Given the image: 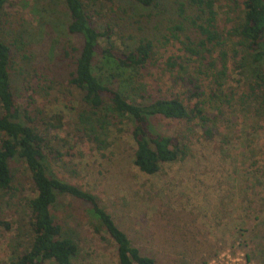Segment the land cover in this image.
<instances>
[{"label": "trees", "instance_id": "obj_1", "mask_svg": "<svg viewBox=\"0 0 264 264\" xmlns=\"http://www.w3.org/2000/svg\"><path fill=\"white\" fill-rule=\"evenodd\" d=\"M10 1L0 0V206L5 200L10 209L0 215V227L15 233L16 246L9 247L3 264H72L79 255L78 245L54 213L63 200L88 206L89 217L96 222L92 229L113 242L117 264H155L131 244L97 196L52 173L51 161L60 162L62 155L51 145L50 135L62 127V116L50 113V118L36 119L41 113L36 97L48 87L42 69L31 68V79L24 83V105L15 94L13 77L27 69L31 59L23 38L12 39L8 33L22 21L16 11L5 10ZM120 1L40 0L47 10L62 6L68 35L80 39L78 46L61 49L57 61H65L66 85L77 93L76 103L82 108L79 122L87 113L92 117L87 128L91 141L99 145L102 141L95 133L129 123L133 165L152 176L162 164L183 160L193 139H213L214 132L203 129L209 118L201 108L203 94L198 87L187 103L148 94L140 80L159 63L163 72L178 73L188 62L199 64L209 79L211 95L225 104L246 107L252 118L264 120V0H177L176 16L159 39L143 32L139 19L150 16L138 8H161L163 0H127L134 7ZM171 42L180 45L182 54L158 56L157 51ZM229 66L239 75L247 74L244 84L223 87ZM159 118L186 126L165 135L153 124ZM26 185L31 197L25 196Z\"/></svg>", "mask_w": 264, "mask_h": 264}, {"label": "rangeland", "instance_id": "obj_2", "mask_svg": "<svg viewBox=\"0 0 264 264\" xmlns=\"http://www.w3.org/2000/svg\"><path fill=\"white\" fill-rule=\"evenodd\" d=\"M120 4L137 6L127 0ZM178 4L163 0L161 8H138L150 16L139 19L143 32L161 38ZM5 10L16 11L22 19L8 33L12 39L21 36L30 52L27 69L13 77L20 104L27 97L24 83L31 79L32 67L44 70L46 80L53 82H45L48 87L39 90L36 106L41 113L36 119L50 118V113L62 116V127L50 135L51 145L62 155L60 162L50 165L57 178L97 196L131 244L155 264H264V120L252 118L246 107L225 104L211 95L209 79L199 64L188 62L184 72L178 73L163 72L159 63L140 80L148 94L187 103L198 87L203 94L201 108L209 118L203 129H211L214 137L211 141L201 136L193 139L183 160L162 164L155 175H144L133 165L129 123L95 133L102 141L98 145L87 130L90 113L79 122L82 108L76 103L77 93L66 85L65 61L57 58L61 49L78 46L80 39L68 35V17L62 6L52 11L40 0H11ZM162 47L157 54L163 59L182 54L176 42ZM246 77L229 66L223 87L238 81L244 84ZM153 124L165 135L186 126L160 118ZM20 173L25 176L23 169ZM28 188L25 196L31 197ZM4 202L0 206L3 217L10 212ZM71 202L60 201L54 213L78 245L79 255L72 264H117L113 242L102 231L94 233L96 222L89 217L88 206ZM15 242V233L0 227V264L7 262L9 247Z\"/></svg>", "mask_w": 264, "mask_h": 264}]
</instances>
